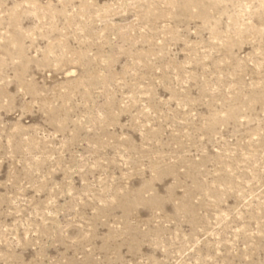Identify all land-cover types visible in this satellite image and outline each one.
I'll use <instances>...</instances> for the list:
<instances>
[{
    "label": "rangeland",
    "instance_id": "obj_1",
    "mask_svg": "<svg viewBox=\"0 0 264 264\" xmlns=\"http://www.w3.org/2000/svg\"><path fill=\"white\" fill-rule=\"evenodd\" d=\"M0 264H264V0H0Z\"/></svg>",
    "mask_w": 264,
    "mask_h": 264
}]
</instances>
